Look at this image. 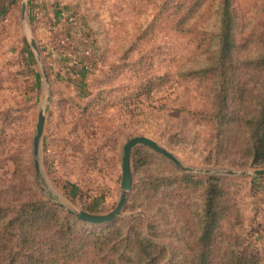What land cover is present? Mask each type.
<instances>
[{"label":"rangeland","instance_id":"1","mask_svg":"<svg viewBox=\"0 0 264 264\" xmlns=\"http://www.w3.org/2000/svg\"><path fill=\"white\" fill-rule=\"evenodd\" d=\"M12 1L13 6L10 0H0L4 7L0 15L3 222L7 224L23 205L34 202L49 203L52 211L74 221L78 230L91 233H106L122 219L140 217L146 238L161 255L160 264H191L198 251L193 228L190 235L185 233L181 196L186 193L176 192L178 186L150 193L148 185L150 177L184 174L201 183H222L220 213L227 207L229 214L218 229L225 243L216 256L223 257L234 246L235 253L245 251L252 261L264 264V177L184 172L139 146L131 153L132 188L118 219L102 225L76 223L56 205L97 216L111 213L121 194L123 148L136 137L153 140L192 170H264L233 167L232 161L247 163L246 156L233 153L232 148L219 153L213 125L194 113L204 109L206 102L198 79L189 74L201 72L207 85L216 73L215 53L208 49L210 37L177 35L170 13L160 10L168 0ZM232 12V35L239 47L234 57L240 62L229 73L242 71L249 77L256 71L251 62L264 52V0H233ZM27 31L40 61L28 43ZM42 108L45 122L37 171L32 143ZM135 162L144 166L136 170ZM141 183L146 190H140ZM195 190L191 187L187 194L191 204L184 203L190 213L201 204L200 192ZM127 204L133 213L126 212ZM148 205L151 212L146 210Z\"/></svg>","mask_w":264,"mask_h":264},{"label":"trees","instance_id":"2","mask_svg":"<svg viewBox=\"0 0 264 264\" xmlns=\"http://www.w3.org/2000/svg\"><path fill=\"white\" fill-rule=\"evenodd\" d=\"M10 4L13 6L14 2L10 0ZM232 5L233 0H168L160 10L170 13L168 18L177 35L199 40L205 35L210 37L208 49L215 53L213 68L216 73L210 75L207 85H204L201 72L198 76L188 74L196 77L202 88L206 105L194 113L200 121L213 125L218 134L214 137L215 148H219V153L232 148L233 153L246 156L247 163L232 161L233 167L264 169V52L251 62L256 64L255 75L252 72L247 77L242 71L229 73L240 62L234 57L239 47L232 35ZM3 9L0 7V15ZM208 30L210 34H207ZM202 55L194 62L198 64ZM143 166L134 163L136 170ZM150 178V193L152 189L169 191L178 186L176 192L186 193L181 196L185 198V204L189 203L187 194L191 187L200 192V208L191 209L190 213L191 201L189 205L183 203L181 206L185 233L190 235L192 227L197 243L198 254L191 264L258 263L245 251L235 253L234 246L231 249L229 246L223 257L216 256L225 243L218 229L229 214L227 207L221 210L222 215L220 213L221 198L225 195L221 182L201 183L194 176L171 172L163 178ZM142 184L145 183L140 184V190H146ZM132 190L137 191V187ZM131 207L127 204L126 212L133 213ZM147 208L152 211L150 205ZM161 217L163 220L164 216ZM3 221L5 214L0 209V264H160L161 261L156 246L144 234L140 217L122 219L119 226L106 233H91L78 230L74 221L72 223L68 217L52 211L49 203L34 202L23 205L7 224ZM149 227L153 228L154 224Z\"/></svg>","mask_w":264,"mask_h":264},{"label":"water","instance_id":"3","mask_svg":"<svg viewBox=\"0 0 264 264\" xmlns=\"http://www.w3.org/2000/svg\"><path fill=\"white\" fill-rule=\"evenodd\" d=\"M25 3L22 1V15L25 14ZM28 35V43L36 55V58L38 61H40L37 49L35 47L34 41L31 37L30 31H27ZM43 69V68H42ZM43 76L45 78V81H47L46 74L43 70ZM44 122H45V116H44V108L41 109L39 116H38V123L36 127V133L33 138V157H34V166L35 169L38 171L39 169V153H40V141L42 138L43 134V128H44ZM146 147L153 151L154 153L161 155L165 159L169 160L172 162L177 168L184 172H189V173H197V174H204V175H217V176H242V177H248L250 175L256 176V177H264V170H257L252 173H247V172H234V171H221V170H192L189 168H185L182 166V164L168 151H166L164 148H162L160 145H158L156 142L153 140L146 138V137H136L134 139H131L128 141L124 148H123V155H122V161H121V194L119 197V201L114 208V210L103 216H97V215H91L88 214L84 211H75L72 209H67L66 206L63 204H56L59 208L66 210L67 213L71 216H73L77 221L87 223L90 225H102V224H107L115 221L121 216V213L125 207V204L128 199V195L131 192L132 188V175H131V167H130V158H131V153L136 147Z\"/></svg>","mask_w":264,"mask_h":264}]
</instances>
